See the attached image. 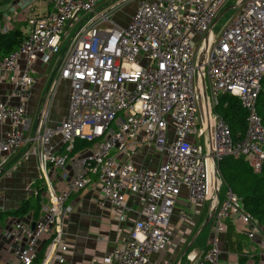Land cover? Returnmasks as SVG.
Instances as JSON below:
<instances>
[{
    "label": "built area",
    "instance_id": "built-area-1",
    "mask_svg": "<svg viewBox=\"0 0 264 264\" xmlns=\"http://www.w3.org/2000/svg\"><path fill=\"white\" fill-rule=\"evenodd\" d=\"M229 1L143 0L124 28L111 21V12L122 4L100 12L99 0H48L51 12L28 17L30 30L21 47L0 60V78L8 77L20 100L0 103V123L10 125L0 140V158L35 144L30 153L41 167L66 174L68 153L76 143L93 147L77 160L66 190L57 193L48 185L49 202L39 220L17 221L6 233L19 264H33L45 238L50 248L42 264L65 263L62 224L72 212L67 202L92 175L100 185V208L122 213L127 194L143 197L140 218L127 242L114 249L111 264H148L152 254L166 250L183 189L190 203L210 202L215 210L212 241L201 255L188 254V264H221L220 236L228 222L245 225L247 237H256L260 225L224 181L219 163L224 157L244 158L256 174L264 167V124L257 110L264 79V0H238L235 14L216 35L214 22ZM77 18L81 24L51 80L49 104L34 135L25 138L21 127L35 80L28 70L18 74L19 61L25 58L31 65L58 54L67 24ZM64 80L70 83L69 108L51 127L50 102ZM221 96L238 98L246 111L243 140L233 138L215 110ZM58 137L66 148L63 155L52 143ZM139 147L164 161L155 169L136 168L128 158L119 161ZM2 196L0 185V205ZM259 245L264 257V236Z\"/></svg>",
    "mask_w": 264,
    "mask_h": 264
},
{
    "label": "crops",
    "instance_id": "crops-1",
    "mask_svg": "<svg viewBox=\"0 0 264 264\" xmlns=\"http://www.w3.org/2000/svg\"><path fill=\"white\" fill-rule=\"evenodd\" d=\"M141 1L143 0H99L96 9L106 12L113 6L122 4L111 12V21L124 28L131 21ZM51 11L52 6L48 0H0V33H7L18 27L26 38L30 30L27 23L28 17L30 15L44 16ZM79 19H76L78 28L81 24ZM73 21L68 24L67 29ZM74 30L76 29H71V36L76 33ZM63 39L64 36L62 41ZM64 51L60 50L58 54L46 59L40 58L31 65L25 58L19 61L18 74L28 70L35 80L27 100L26 120L21 127L25 138L34 135L38 128L41 111L49 104V86L54 74L59 70ZM69 94L70 83L64 80L59 84L50 102L48 124L51 127L59 125L66 115L69 108ZM2 102L14 105L20 102L19 98L13 96V85L8 77L0 78V103ZM9 131L8 123H0V140ZM195 140L198 141V139ZM52 143L57 154H65V145L59 137ZM86 144L78 150L74 147L68 153L66 174L53 166L41 167L38 157L30 153L35 144H25L16 153L0 158V185L3 192L0 205V264H19L10 249L14 246L13 241L6 237V233L17 221L35 223L42 217V206L49 202L46 197L48 185H51L57 193L67 189L77 172V160L88 154L93 147V144ZM136 150L138 152L135 155L130 158L120 156L119 161L125 162L128 158L136 168L146 169H155L164 161V157L153 150L145 147H139ZM37 192H41V196L37 197ZM100 198V185L93 175L91 182L84 189L70 196L67 204L72 212L64 217L62 224L64 232L62 245L67 247L66 252L63 253L66 260L64 264H111L110 257L114 249L129 239L133 225L140 218L143 197L127 194V209L122 213L110 206L100 208L98 203ZM211 213L210 202L202 206L192 204L188 200L187 191L183 189L169 225L171 234L169 244L165 251L152 254L148 264H188V254L201 255L208 248L213 237L212 222L203 230ZM230 225H233L236 232L241 234L238 239L244 246L245 256L248 259L246 264H264L259 245L261 237L264 236V227L260 226L256 237L250 239L246 235L248 228L245 225L228 222V227ZM227 231L220 236V262L221 264H238V254L229 251ZM205 232V240L197 244ZM196 235L195 241L185 254V249ZM49 248L50 241L45 238L40 244L38 258L34 264H42Z\"/></svg>",
    "mask_w": 264,
    "mask_h": 264
},
{
    "label": "trees",
    "instance_id": "trees-1",
    "mask_svg": "<svg viewBox=\"0 0 264 264\" xmlns=\"http://www.w3.org/2000/svg\"><path fill=\"white\" fill-rule=\"evenodd\" d=\"M24 39L23 32L18 27L7 33H0V60L19 50ZM262 87L257 110L264 124V79ZM219 100L220 105L215 108L216 112L228 124L233 138L236 141L243 140L247 132V113L239 99L232 96H221ZM86 145L85 142H77L75 149H81ZM219 168L226 184L242 199L244 209L254 216L261 227H264V167L261 173L256 174L244 158L224 157L219 163ZM39 196L41 192H38L37 197ZM37 200L39 201V198ZM227 229L229 251L238 254V264H246L248 259L245 256L244 246L238 239L241 234L236 232L233 225ZM236 244L238 248L235 247ZM37 258L38 255L35 260Z\"/></svg>",
    "mask_w": 264,
    "mask_h": 264
},
{
    "label": "rangeland",
    "instance_id": "rangeland-1",
    "mask_svg": "<svg viewBox=\"0 0 264 264\" xmlns=\"http://www.w3.org/2000/svg\"><path fill=\"white\" fill-rule=\"evenodd\" d=\"M237 4H238V0H230L229 1V4L227 5V7L228 6H237ZM236 10L237 9H233V10H231V11H229V12H227L225 15H223L219 20H218V22L215 24V26H214V29H213V32L216 34V35H218V34H220L221 33V31H222V28L224 27V25L229 21V19L235 14V12H236ZM220 15V14H219ZM70 23V22H69ZM68 23V24H69ZM68 24H67V26H68ZM75 24V25H74ZM67 26H66V28H65V32H64V34H63V36H64V39H63V41H62V43H61V45H60V50H65L67 47H68V44H69V42H70V40H71V38L74 36V34L71 36V29L73 28V29H76V30H74V31H77V29H78V20H75V21H73V23L71 24V26H70V28L69 29H67ZM65 33H66V36H65ZM63 38V37H62ZM206 93H207V98H208V100H209V103H212V95H211V90H210V84H209V79L207 78V80H206ZM222 193H223V191H222ZM208 230V229H207ZM207 232V231H206ZM206 232H205V234L198 240V242H197V244L199 243V242H201L202 240L204 241L205 240V236H206ZM197 244H196V246H197ZM66 261V260H65Z\"/></svg>",
    "mask_w": 264,
    "mask_h": 264
},
{
    "label": "water",
    "instance_id": "water-1",
    "mask_svg": "<svg viewBox=\"0 0 264 264\" xmlns=\"http://www.w3.org/2000/svg\"><path fill=\"white\" fill-rule=\"evenodd\" d=\"M238 8V4L237 6H228L226 8H224L222 10V12L220 13V15L216 18L215 22H214V25L218 22V20L223 16L225 15L227 12L233 10V9H237ZM214 213H215V210H212V213L209 215V217L207 218V221L203 227V230L211 223L212 221V218L214 216ZM35 224H33V227H34ZM197 235L193 238L192 242H190L189 246L185 249V254L187 253V251L189 250V248L191 247V245L193 244V242L195 241Z\"/></svg>",
    "mask_w": 264,
    "mask_h": 264
}]
</instances>
